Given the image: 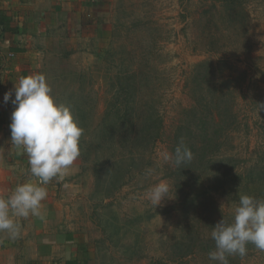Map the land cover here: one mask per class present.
I'll return each mask as SVG.
<instances>
[{"label": "rangeland", "instance_id": "rangeland-1", "mask_svg": "<svg viewBox=\"0 0 264 264\" xmlns=\"http://www.w3.org/2000/svg\"><path fill=\"white\" fill-rule=\"evenodd\" d=\"M52 10L4 91L15 99L21 77L43 73L84 129L80 156L47 189L87 264H217L212 228L232 222L238 193L264 200V0ZM14 110L0 103L3 140ZM181 142L194 158L177 167L164 155ZM161 181L172 191L155 208L146 192ZM247 247L229 264H264Z\"/></svg>", "mask_w": 264, "mask_h": 264}, {"label": "clouds", "instance_id": "clouds-1", "mask_svg": "<svg viewBox=\"0 0 264 264\" xmlns=\"http://www.w3.org/2000/svg\"><path fill=\"white\" fill-rule=\"evenodd\" d=\"M15 106L9 125L11 150L27 156L29 167L22 173L29 179L18 184L8 196H0V232L12 240L21 235L17 218L29 216L43 219V201L48 196L47 185L62 180L81 154L80 140L84 129L75 120L68 106L56 102L52 88L43 73L21 77L12 92L4 95V103ZM194 158L191 149L181 142L174 153H165L164 160L179 167ZM152 169L147 170L151 175ZM171 186L166 181L151 186L146 198L157 208L165 198L170 199ZM233 211L232 222L223 219L212 228L214 250L211 261L229 264L228 257L243 259L248 245L264 251V200L240 194Z\"/></svg>", "mask_w": 264, "mask_h": 264}, {"label": "crops", "instance_id": "crops-1", "mask_svg": "<svg viewBox=\"0 0 264 264\" xmlns=\"http://www.w3.org/2000/svg\"><path fill=\"white\" fill-rule=\"evenodd\" d=\"M65 2L66 0H0V103L4 102V89L10 81V75L18 74L20 65L24 64V56L29 52L24 42L30 43V39L36 36L38 26L34 24L41 20L38 17H50L52 11H55L52 10L53 7ZM79 3L80 0H70L73 6ZM1 20L11 30L4 31L5 23ZM13 29L18 32H13ZM2 128L0 196H8L18 184L29 179V175L21 171L29 165L27 157L22 158L24 153L11 150L10 141L3 140ZM51 199L47 196L43 201V219L33 216L17 218L21 225V235L17 239L12 240L7 233L0 232V264H68L77 260L80 264H87L88 257L85 259L82 251L85 244L69 235L67 216L64 214L62 218ZM85 248L88 253L86 246Z\"/></svg>", "mask_w": 264, "mask_h": 264}, {"label": "trees", "instance_id": "trees-1", "mask_svg": "<svg viewBox=\"0 0 264 264\" xmlns=\"http://www.w3.org/2000/svg\"><path fill=\"white\" fill-rule=\"evenodd\" d=\"M1 22L6 24V22H5L4 20H1ZM5 24H4V31H5V30H8V29L11 30V28L8 27L7 24H6V26H5ZM13 30H14L13 32H16V33L18 32V31H16L15 29H13ZM12 99H13V98H12ZM5 116H7V112H6V114H5L4 112H3V113L0 112V128H2V127L5 125V123H6ZM82 251H83V256H84L85 259H86V258L88 257V253H87V251H86L85 246L83 247ZM86 262H87V261H86ZM68 264H80V263H79V261L77 260V261L69 262Z\"/></svg>", "mask_w": 264, "mask_h": 264}]
</instances>
